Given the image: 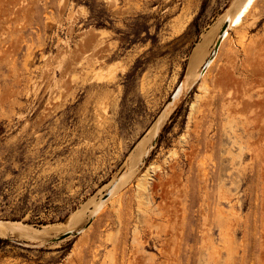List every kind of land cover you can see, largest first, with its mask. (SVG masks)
I'll return each instance as SVG.
<instances>
[{
    "label": "rangeland",
    "instance_id": "obj_1",
    "mask_svg": "<svg viewBox=\"0 0 264 264\" xmlns=\"http://www.w3.org/2000/svg\"><path fill=\"white\" fill-rule=\"evenodd\" d=\"M234 3L0 0V221L83 209L0 264H264V0L192 78Z\"/></svg>",
    "mask_w": 264,
    "mask_h": 264
},
{
    "label": "bare ground",
    "instance_id": "obj_2",
    "mask_svg": "<svg viewBox=\"0 0 264 264\" xmlns=\"http://www.w3.org/2000/svg\"><path fill=\"white\" fill-rule=\"evenodd\" d=\"M255 1H257V0H242V3H241V5L239 6V8H238V6H237V8L238 9H236L235 10V7H234V10H232L233 8H231V10L232 11H234L235 13L233 14L232 12V14L231 13H229V11L227 10V11H225V14H224V17H223V19H222V23H225V22H227V27L223 30V32L221 33L220 31H219V34H218V37H220V39H221V41H220V44H222L227 38H228V36H229V32H228V29L230 28H233V27H236V26H239V25H241V23L243 22V19H245L244 17H246V14H248V11H250V8L252 7V5H253V3L255 2ZM233 2V1H232ZM236 2V1H235ZM239 2V1H238ZM239 4V3H238ZM229 8H230V6H229ZM221 23V24H222ZM218 26V25H217ZM220 26V25H219ZM216 28H218V27H216ZM216 30V29H215ZM208 33H211L210 31H208ZM221 33V34H220ZM205 36V39L203 38ZM213 36V35H212ZM209 37V36H208ZM202 39L206 42V40H207V38H206V35L205 34H203V36H202ZM204 41H200L199 42V45H201L202 43L204 44ZM198 43V42H197ZM196 43V44H197ZM209 44V43H208ZM220 44H219V46H220ZM196 46V45H195ZM219 46H218V48H217V50H214V48H213V51H212V54H211V56L209 57V58H207L206 60H204V62H203V57L202 58H199L200 59V62H203V68H202V70H200V71H196V74H195V76H193L192 78H194L196 81L197 80H199L201 77H202V75H203V72L205 71V68L206 67H208L211 63H212V61H213V58L215 57V55H216V53H217V51H218V49H219ZM197 48L196 49H193L192 51L193 52H191V53H194V57H196L197 56V54H196V52L198 53L200 50L202 51V48L200 49V48H198L199 46L197 45L196 46ZM203 47V46H202ZM198 49H200V50H198ZM194 50H195V52H194ZM198 50V51H197ZM199 54V53H198ZM201 54V53H200ZM207 54V53H206ZM191 56V55H190ZM202 55H200L199 57H201ZM192 57V56H191ZM195 60V59H194ZM193 60V61H194ZM195 63L197 62V59L194 61ZM198 62H199V60H198ZM198 62H197V66L199 65L198 64ZM199 62V63H200ZM193 63V62H192ZM191 64V63H190ZM194 64V63H193ZM192 66V65H191ZM189 68H190V65L188 66ZM190 70H192V67H191V69ZM189 70V71H190ZM195 71V70H194ZM187 72V71H186ZM191 72V71H190ZM192 73V72H191ZM195 73V72H194ZM190 75V74H189ZM188 75V76H189ZM102 78V77H101ZM191 78V79H192ZM190 79V80H191ZM194 79H192L193 81H194ZM99 80V79H98ZM101 80V79H100ZM193 81H192V83H189V87H190V85H192L193 84ZM195 82V81H194ZM182 87H183V82H181V84L179 83L178 85H177V87H175V89L173 90V92L171 93V95L169 96V98H168V101H167V105H166V107L164 108V110H163V112H161L160 114H159V116H158V118H157V120H155V122H154V124L152 125V128L151 129H149V134H148V132H147V135L150 137V138H153V136L155 135L156 136V132L159 130V128L161 127V125H162V123H163V121H164V119L166 118V116L169 114V112L170 111H172L171 110V108H172V106L176 103V101H177V99H178V97L180 96V94H181V91H182ZM148 131V130H147ZM146 133V132H145ZM260 139L261 140H263L264 141V131H261L260 132ZM142 138V137H141ZM149 138V139H150ZM142 139H144L145 140V138H144V136H143V138ZM146 139H148L147 137H146ZM143 140V143L144 144H141V142H142V140L140 139V143H139V145L141 144L142 146L143 145H145V143L147 144V141L145 142ZM139 142V141H138ZM138 144V143H137ZM138 145V151L139 152H134L133 154H132V152H131V156H134V154H135V157H136V160L138 161V159H137V157L139 156V154L141 153L140 152V149H142V147L140 148V146ZM136 147V146H135ZM143 148H145V147H143ZM241 148V147H240ZM136 149V148H135ZM137 150V149H136ZM142 150H144V149H142ZM141 150V151H142ZM146 150L147 149H145L144 150V153L146 152ZM135 151V150H134ZM143 152V151H142ZM143 153H141V155H142ZM136 155H138V156H136ZM140 155V156H141ZM130 157V156H129ZM139 159H140V157H139ZM136 164V163H135ZM130 168V167H129ZM133 168V167H132ZM130 171V170H129ZM123 175H124V173H123ZM125 177V176H124ZM116 181V180H115ZM118 181H119V179H118ZM116 184H117V181L115 182ZM115 185V184H114ZM220 191V190H219ZM219 193H221V192H219ZM221 196V195H220ZM219 196V197H220ZM223 196V195H222ZM222 198H227V197H222ZM84 205V204H83ZM80 209H81V212H82V208H79L78 210H76L75 212L73 211L72 212V214H70L71 215V217H69V219L70 220H72L73 219V225L71 224H69V223H67L66 222V227L64 226V227H62V229L61 228H59V226L56 224V226H58V227H56V226H52V225H43V226H41L42 228H33L32 226H30V224L28 225V224H24L23 222H20L19 220L18 221H12V220H2V221H0V237H14V238H23V239H26V240H36V241H40V242H44V241H46L48 238H50V236L53 234H56L58 231H62V230H64V229H66V228H70V227H72V226H74V225H76L75 224V221H77L79 218H80ZM218 211H220L219 209H217V212ZM95 214V213H94ZM81 215H83V214H81ZM82 219V218H81ZM70 222H72V221H70ZM78 222H79V220H78ZM62 225V224H61ZM206 232V231H205ZM227 233V232H226ZM225 233V234H226ZM208 235H207V233H205V237H207ZM225 235H223V237H224ZM226 236H227V234H226ZM225 238V237H224ZM227 238V237H226ZM206 239V238H205ZM227 239H229V236H228V238ZM228 242V241H227ZM207 248V247H206ZM164 251L166 252V251H168V249H166V248H164ZM215 259V258H214ZM208 260H210L209 258H208ZM211 261V260H210Z\"/></svg>",
    "mask_w": 264,
    "mask_h": 264
},
{
    "label": "water",
    "instance_id": "obj_3",
    "mask_svg": "<svg viewBox=\"0 0 264 264\" xmlns=\"http://www.w3.org/2000/svg\"><path fill=\"white\" fill-rule=\"evenodd\" d=\"M226 27H227V22L223 23V25H222L221 28H220V32L222 33L223 30H224ZM221 33H220V34H221ZM220 41H221V39H220V37H218L217 40L215 41V44H214V50H217V48H218V46H219V44H220Z\"/></svg>",
    "mask_w": 264,
    "mask_h": 264
}]
</instances>
